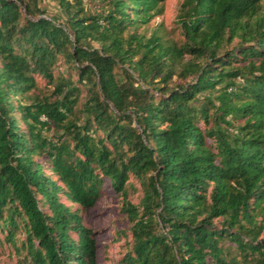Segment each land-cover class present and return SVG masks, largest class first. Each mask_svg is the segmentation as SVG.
I'll return each mask as SVG.
<instances>
[{
  "label": "trees",
  "instance_id": "trees-1",
  "mask_svg": "<svg viewBox=\"0 0 264 264\" xmlns=\"http://www.w3.org/2000/svg\"><path fill=\"white\" fill-rule=\"evenodd\" d=\"M44 1L0 0L14 264H97L82 214L108 186L130 235L116 264H264V0H182L178 39L140 30L165 0H50L61 20Z\"/></svg>",
  "mask_w": 264,
  "mask_h": 264
},
{
  "label": "rangeland",
  "instance_id": "rangeland-1",
  "mask_svg": "<svg viewBox=\"0 0 264 264\" xmlns=\"http://www.w3.org/2000/svg\"><path fill=\"white\" fill-rule=\"evenodd\" d=\"M97 0H82L84 5L93 10ZM182 0H165L162 3V12L155 16L149 23L140 30L150 32L158 27L159 32H163L166 38H179V29L174 22L177 8ZM43 5L47 13L56 16L61 20L60 11L54 1L46 0ZM47 85L44 79L36 77V88L34 93H46ZM44 133L50 134L51 130ZM131 187L128 189V199L136 203L141 193L139 184L133 178H129ZM60 200L68 204L62 196ZM120 196L108 186L106 191L99 197L95 205L82 214L83 223L91 228L97 242V264H116L118 258L125 252L130 235L126 228V220L120 214ZM264 235V233L262 234ZM0 234V264H14L17 256L10 244L2 240ZM21 238V237H19Z\"/></svg>",
  "mask_w": 264,
  "mask_h": 264
}]
</instances>
